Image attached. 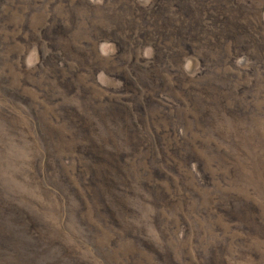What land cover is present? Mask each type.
I'll return each mask as SVG.
<instances>
[{"label":"rangeland","instance_id":"1","mask_svg":"<svg viewBox=\"0 0 264 264\" xmlns=\"http://www.w3.org/2000/svg\"><path fill=\"white\" fill-rule=\"evenodd\" d=\"M0 264H264V0H0Z\"/></svg>","mask_w":264,"mask_h":264}]
</instances>
